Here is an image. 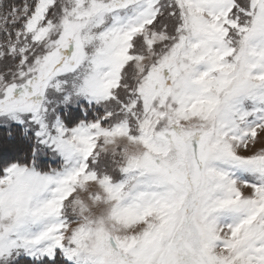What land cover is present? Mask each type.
<instances>
[{"label": "snow or ice", "instance_id": "1", "mask_svg": "<svg viewBox=\"0 0 264 264\" xmlns=\"http://www.w3.org/2000/svg\"><path fill=\"white\" fill-rule=\"evenodd\" d=\"M0 264H264V0H0Z\"/></svg>", "mask_w": 264, "mask_h": 264}]
</instances>
